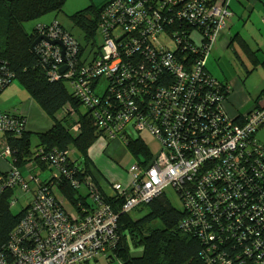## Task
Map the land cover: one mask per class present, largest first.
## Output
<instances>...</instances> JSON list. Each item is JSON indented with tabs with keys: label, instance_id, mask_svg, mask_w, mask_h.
<instances>
[{
	"label": "built area",
	"instance_id": "built-area-1",
	"mask_svg": "<svg viewBox=\"0 0 264 264\" xmlns=\"http://www.w3.org/2000/svg\"><path fill=\"white\" fill-rule=\"evenodd\" d=\"M246 1L250 5L253 0ZM231 2L111 0L103 6L97 26L103 54L89 63L83 59L82 45L56 22L41 26L38 36L45 39L35 47L40 61L51 64L49 78L73 84L76 96L93 113V125L108 139L126 144L146 132L157 141L159 150L148 165L133 159L126 168L128 180L113 183L117 191L127 187L122 212L149 202L167 185L179 187L187 181L196 190L192 194L185 188L183 203L200 219H187L181 226L188 229L193 222L200 227V238L211 254L204 253L207 264H228L223 260L227 254L218 252L221 246H228L242 264H264V139L256 137L264 127V104L230 115L223 106L229 84L220 85L205 68L213 43L234 13ZM162 36L172 39L175 47L169 48ZM190 55L194 59L187 61ZM164 70L175 78L169 88L158 85ZM4 81L0 78V89ZM145 96L151 97L152 105ZM22 126L0 113V132L20 131ZM78 129V124L73 126ZM0 157H9L5 143ZM48 159L56 173L68 176L75 171H68L58 152ZM28 179L38 180L33 175ZM3 188L32 197L11 232L7 253L0 252V264H84L117 242L119 214L97 197L89 213H67L62 200H55L44 186L32 191L12 165L0 176ZM203 209L213 210L212 216L202 220Z\"/></svg>",
	"mask_w": 264,
	"mask_h": 264
},
{
	"label": "trees",
	"instance_id": "trees-1",
	"mask_svg": "<svg viewBox=\"0 0 264 264\" xmlns=\"http://www.w3.org/2000/svg\"><path fill=\"white\" fill-rule=\"evenodd\" d=\"M65 1L0 0V78L5 80L1 85L0 93L11 80H17L27 95L51 120V126L47 130L32 132L28 130L25 117L18 109L4 110L0 106V113L16 118L23 125L20 131L0 132L4 138V143L9 148L7 161L0 157L1 161L17 167L29 183L32 180L29 181L28 175L37 177L38 180L34 188L31 187L32 191L44 186L55 200L60 201L61 199L53 193V187H55L62 196L69 200L68 204L71 210H67L66 205L63 207L67 213L73 212L78 216L89 213L94 209L96 203L94 199L97 197L119 214L118 238L115 246L105 252L98 253L84 264L98 261L100 258L104 259L106 264H207L204 253L208 256L211 254L208 251V243L200 238V227L193 222L189 223L188 229L181 226V223L187 219L191 221L200 219L199 214L191 212L182 200L185 188H190V192L194 194L196 186H192L187 181H184L179 187L172 186L181 199L182 208L171 202L166 192L167 185L149 202L138 205L130 212H122L121 206L125 200L124 192L127 191V187L124 186L123 191H117L113 188V183H109L112 192L108 194L104 190L100 178L92 171L91 166L93 165L88 156L90 145L100 138L107 142L119 139H108L99 127L93 125L91 117L93 113L76 96L73 84L63 78L51 80L48 76L51 64H43L40 61L37 47H34L33 50L30 48L31 43L39 35L41 26L46 27L56 22L61 28L66 29L57 21L50 24L38 23L31 32H26L23 28L24 22L38 19L50 12L61 11ZM109 1L111 0H103L97 6H87L70 16L71 21L82 30L84 38L89 43L83 46V59L88 58V63L93 58L95 59L96 54H103L101 50L103 39L98 45L95 42V36L100 35L102 37L101 31L97 29L99 15L103 6ZM235 41L242 53L248 56L251 66L247 72H250L257 65H261L264 69V59L258 58V51L252 49L239 33H236L231 39V45ZM198 47L201 49L202 46ZM186 59L187 61L193 60L194 57L190 55ZM205 68L220 85L228 84V82L215 77L206 65ZM161 78L158 85L166 88L172 86L173 79H175L166 70H164V76ZM67 84L71 86V89L68 88ZM261 94L263 95L259 98L264 99V87ZM227 98L228 96L223 103L225 108ZM257 100H255L254 107H260L264 104V101L258 102ZM144 101L150 102V105L153 104L150 96H145ZM82 106L85 107L84 110H82ZM143 108L148 114V106L143 105ZM76 124L79 125L78 131L73 130V126ZM32 134L37 139L34 144L31 142ZM125 146L132 158L138 163L144 165L150 163L153 155L151 156L141 133L135 139L127 141ZM72 150L76 153L75 159L69 154ZM54 152L65 157L64 161L69 172L70 169H75L69 174L70 176H66L62 172L56 173L57 169L53 168L48 159L50 154ZM3 166V164L0 166V176L2 177L7 173ZM35 168L40 172L48 170L49 174L47 177L41 178L39 173L35 172ZM54 172L56 175H53ZM72 178L78 180L79 184L73 185ZM82 185L85 186V193L80 192L79 188ZM219 190L222 191V187L219 186ZM19 195L24 196L25 194H19L7 188L0 190V252L7 253L11 232L30 207V201H28L24 208L18 212H13L11 208ZM201 213H203L202 220H204L206 216L209 218L212 216L213 210L203 209ZM153 221L159 224L155 225ZM209 228L216 231L214 224H211ZM218 228L220 227L218 226ZM131 243L141 247L139 254L130 253ZM212 243H215V240ZM218 252L227 254L223 260L228 264L231 262L232 264H242L240 260L233 259L228 246H221ZM213 256L216 255L213 254ZM241 258L246 259V263L250 262L247 256Z\"/></svg>",
	"mask_w": 264,
	"mask_h": 264
},
{
	"label": "rangeland",
	"instance_id": "rangeland-1",
	"mask_svg": "<svg viewBox=\"0 0 264 264\" xmlns=\"http://www.w3.org/2000/svg\"><path fill=\"white\" fill-rule=\"evenodd\" d=\"M103 0H66L64 3V6L61 11L59 12H50L43 16H41L38 19L30 20L27 22H24L23 28L26 32H31V30L35 27L38 23L43 24H50L55 19L58 23H60L67 32H69L74 38L77 39V41L83 46L89 44L86 39L84 38V33L82 30L75 25L71 19L70 16L81 9L86 8L87 6L99 5ZM255 2V0H253ZM257 5L251 4V9L244 7L245 5H248V1L246 0H232L231 2V9L233 10L232 16L227 20V24L225 29H223L219 34L217 39L212 45L211 50L209 51L208 57L206 58V66L208 69L215 75V77L219 74L222 75L220 70H224L231 79H233V73H235V69L239 68L238 65L242 66L241 72L242 75L244 73V76L247 72V66L250 67L249 60L244 61L245 63L242 64L241 61L235 60V55L240 54L242 57L244 54L242 53L241 49L239 48L237 42L235 41L233 45L229 43V39H233L236 35V32L240 33V36L242 38H245L247 42L250 44L252 49H256L257 47L263 48L264 50V0H256ZM255 2V3H256ZM224 31L227 33V43L226 45H221L218 43V45H215V43L218 41V38L220 34H222ZM166 36H162L161 39L164 40ZM199 37H196V42H199ZM95 42L99 45L102 42V37L100 35L95 36ZM165 42L169 48L175 47V42L167 37L165 39ZM217 44V43H216ZM234 49L236 50L234 51ZM237 57V56H236ZM239 58V57H237ZM245 60V58H244ZM237 64V66L235 65ZM251 74L246 77L245 82L238 81L241 85V87L247 92L251 88H253V92L251 93H229L227 98V104L231 107L230 114H233V112H240L245 113L248 111L255 103V100L259 102L260 100H263V98H259V96L263 95L261 94V90L264 87V70L260 66H257L256 69L252 70L250 72ZM242 76V78L244 77ZM244 83V84H243ZM228 84L230 86V90L232 88L233 90V84L232 82L228 81ZM68 88L71 89V86L69 84ZM21 93H27L24 88L19 84V82L15 79L11 80L10 83L1 91L0 93V105L1 106H9L10 103H17L20 104L21 101ZM85 107L82 106V110H84ZM227 110V109H226ZM143 140L148 146V149L151 153L154 155L157 153L159 149V145L157 141L146 132H142L141 134ZM256 137L259 139H264V127L256 132ZM36 139V136L34 134L31 135V142L34 144ZM111 151L114 154H118L122 157L126 155V152L130 154L129 150L125 146L124 143H122L120 140H112L109 141V149H107L106 153L111 154ZM70 156L74 159L76 158V153L72 151L69 152ZM131 158V155H130ZM92 171L94 172V167L91 166ZM35 172L39 173L40 177H47L49 174L48 170L40 172L37 168H35ZM97 176L100 174L96 173ZM101 180V179H100ZM104 182L107 184V187L110 188L109 183L103 178ZM30 187L34 188L35 182L30 181ZM81 193H85V186L82 185L80 188ZM112 189V188H111ZM166 192L169 195L171 202L178 206L179 208H182V202L175 191V189L172 187V185H168L166 188ZM53 193L55 196H57L59 199H62L63 203L66 205L67 210L70 209V205L68 204V199L65 196H62L59 191L53 187ZM21 196V197H20ZM32 197L31 193H26L24 196L19 195L17 200L15 201V204L12 206L13 212H18L24 206L30 201ZM135 212L133 213V215ZM153 224L158 225L159 223L156 221H153ZM118 230V228H117ZM141 252L140 246H135L132 243L130 244V253L133 255H137ZM89 264H106L105 260L100 258L98 261H91Z\"/></svg>",
	"mask_w": 264,
	"mask_h": 264
},
{
	"label": "crops",
	"instance_id": "crops-1",
	"mask_svg": "<svg viewBox=\"0 0 264 264\" xmlns=\"http://www.w3.org/2000/svg\"><path fill=\"white\" fill-rule=\"evenodd\" d=\"M256 2V0H255ZM251 1V4L257 5V2L255 3ZM264 3V2H263ZM250 5H245L244 7L248 8L249 10L252 8ZM56 21V19L54 20ZM264 22V18H263ZM239 33V32H236ZM240 34V33H239ZM245 39V38H244ZM246 40V39H245ZM228 39H227V33L224 31L222 34H220L218 41L215 43V45H218L220 43L221 45H226ZM247 41V40H246ZM231 42V38L229 39V43ZM250 46V44H249ZM251 47V46H250ZM263 48L257 47L255 50H257V55L260 60L264 59V50ZM235 51V50H234ZM237 52V51H236ZM239 57V58H236ZM235 60L241 61L242 64L245 63L244 61L248 60V56L244 55L243 57L240 54H236ZM245 58V60H244ZM237 66V64H235ZM239 68H236L235 73H233V79L229 77V75L224 72V70H220L222 75H217L216 77L220 80L226 81V82H232L233 84V90L231 88L229 93H251L253 92V88L248 90L247 92L241 87L240 83L238 81L245 82L246 77L250 75L251 71L256 69L257 66H260L263 69L261 65H257L254 69H252L250 72L246 73L244 76V73L242 75L241 69L242 66L238 65ZM251 66V65H250ZM248 69V66H247ZM209 70V69H208ZM211 72V71H210ZM213 74V73H212ZM214 75V74H213ZM215 76V75H214ZM242 76H244L242 78ZM244 84V83H243ZM21 101L20 104L10 103L8 106H1L4 110L7 109H18L21 114L24 115L27 128L28 130H31L32 132H41L47 130L51 126V120L42 112V110L37 106V104L27 95V93H21ZM226 109L228 113L231 111V107L226 102ZM230 114V113H229ZM233 114L230 115H234ZM37 139H35L36 142ZM34 142V143H35ZM4 144V138L1 136L0 133V145ZM146 144V143H145ZM147 146V144H146ZM148 148V146H147ZM109 149V142L103 140V139H97L90 147L88 148V156L92 162V165L94 167V174L97 176L96 173L100 174L98 177L101 179V184L104 186V190L111 194L112 190L111 187H107V184L104 182L103 178L108 183H114V182H126L128 180V174L126 173L127 166L132 162L133 158L126 152V155L124 157L120 155H113V152L111 151V154H107L106 151ZM153 155V153H150ZM2 162V163H1ZM4 165L3 167L9 169L10 165L6 162L1 161L0 159V166ZM40 176V175H39ZM62 200V199H61Z\"/></svg>",
	"mask_w": 264,
	"mask_h": 264
},
{
	"label": "water",
	"instance_id": "water-1",
	"mask_svg": "<svg viewBox=\"0 0 264 264\" xmlns=\"http://www.w3.org/2000/svg\"><path fill=\"white\" fill-rule=\"evenodd\" d=\"M41 38H43V39H45V37L43 36V35H40V36H37L35 39H34V41L31 43V45H30V48L33 50L34 49V47H35V45L40 41V39ZM50 43H52V44H59V45H61V47H63L62 46V43L59 41V40H51V41H49ZM62 52H63V50H62ZM65 69V66H62L61 68H60V71H63Z\"/></svg>",
	"mask_w": 264,
	"mask_h": 264
}]
</instances>
